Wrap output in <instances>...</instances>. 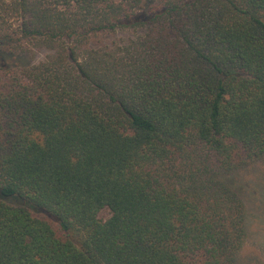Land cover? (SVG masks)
I'll use <instances>...</instances> for the list:
<instances>
[{"label":"trees","instance_id":"16d2710c","mask_svg":"<svg viewBox=\"0 0 264 264\" xmlns=\"http://www.w3.org/2000/svg\"><path fill=\"white\" fill-rule=\"evenodd\" d=\"M258 163L264 0H0V264H239Z\"/></svg>","mask_w":264,"mask_h":264},{"label":"rangeland","instance_id":"374dc122","mask_svg":"<svg viewBox=\"0 0 264 264\" xmlns=\"http://www.w3.org/2000/svg\"><path fill=\"white\" fill-rule=\"evenodd\" d=\"M228 181L241 193L249 211V237L239 264H264V164L249 165Z\"/></svg>","mask_w":264,"mask_h":264}]
</instances>
